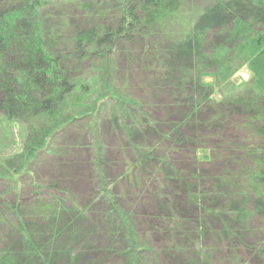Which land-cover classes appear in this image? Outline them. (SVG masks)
Masks as SVG:
<instances>
[{"label":"trees","instance_id":"16d2710c","mask_svg":"<svg viewBox=\"0 0 264 264\" xmlns=\"http://www.w3.org/2000/svg\"><path fill=\"white\" fill-rule=\"evenodd\" d=\"M194 1L0 0V111L8 121L24 122L28 132L22 154L4 162L0 160V181L16 185L22 174L20 171L30 166L41 152L53 153L51 142L54 138L76 124L83 130L86 126L96 127L105 111L110 112L114 124L118 125L117 121L123 125L129 123L123 127V136L127 138V153L131 155L127 159V153L122 150L123 166L114 170L103 143L95 138L93 145H88L96 156L90 157L92 161L87 166L86 177L96 179L106 203H110L112 184L130 185L141 193L149 187L153 192L162 191L163 195L171 182L166 174L175 175L178 180L185 179L170 159L180 143L183 146L188 142L194 144L197 165L211 162L220 148L201 146L203 140L199 142V116L204 104L255 107L264 91L257 90L260 94L256 91L250 101L242 96L220 100L221 84L227 83L240 67L233 69L225 62L211 63L205 56L204 37L215 29L227 33L230 41L238 39L242 65H248L261 82V88L264 87V0H208L197 16L192 12L191 2ZM68 12L72 14L70 24L62 19ZM162 39L171 44L168 51L161 48L148 51L154 46L153 41ZM137 44L141 46L140 54L137 58L129 53L133 58L130 60L144 62L142 68L144 66L153 79L159 76L155 68H160L158 62L163 53L167 54L164 57L168 59L161 66L167 70L160 77L173 88L164 86L159 80L158 89L169 94L168 102L179 107V113L157 117L154 111L141 109L137 99L126 95L129 82H132L130 62L125 68V84L122 87L116 84L113 76L117 50L122 45ZM152 56L155 62L150 60ZM171 59L183 62H170ZM209 63L216 67L214 73L208 74L206 64ZM207 76L214 78L210 85L205 83ZM139 85L141 89L146 88L142 79ZM33 96L37 98V107L33 106ZM20 97L25 99L19 100ZM249 114L234 124L246 136L245 141L231 142L226 150L219 152L227 154L229 162L237 158L238 168L213 178L215 188L208 182L210 188L205 189L206 193L196 189L191 194L199 210L192 220L196 235L206 237V232L221 226L223 235H216H219V242L228 247L225 256L228 264H252L255 256L264 259V108ZM220 117L214 121L221 123L211 122L212 127L225 122V117ZM145 125L152 136L144 137ZM138 137L142 142L137 141ZM161 180L165 182V189L158 188ZM59 189L58 184L49 185L50 203L42 207L39 201L37 207L41 213L33 214L29 221L24 217L21 202L16 200L14 205L8 206L7 209L16 215L15 223L3 213L0 197V223L18 231L13 232L16 236L12 240L9 236V244L0 246V264H57L63 257L76 263L83 251L89 250L77 239H83L80 224L88 218L92 202L88 205L76 203L74 196L68 195L70 193L61 198ZM251 212L260 218L262 227V238L254 243L247 242L244 237L249 231L244 218ZM127 215L112 204L102 214L99 224H109L108 236L111 244L116 245L118 255L128 259L129 264H143L145 248L138 247L135 237L133 239V224ZM165 221L173 223L176 233L178 228L184 227V220L174 215ZM42 230L43 237L39 235ZM68 232L72 237L65 241L62 238ZM227 233L230 240L225 241ZM124 238L127 240L119 248L117 242L121 243ZM238 246L244 247L251 257L242 260ZM201 249L195 255L196 264H205L210 256L207 246L203 244ZM91 259L89 255L88 264L94 263Z\"/></svg>","mask_w":264,"mask_h":264},{"label":"rangeland","instance_id":"374dc122","mask_svg":"<svg viewBox=\"0 0 264 264\" xmlns=\"http://www.w3.org/2000/svg\"><path fill=\"white\" fill-rule=\"evenodd\" d=\"M207 3L208 0H195L191 2V6L194 8V11H192L194 16L200 15ZM71 17L72 14L68 12L63 15L62 19L67 20L70 24ZM204 25H206V22H204ZM65 26L66 24L62 27L64 28ZM203 30L200 29L201 32H204ZM237 40L230 41L227 33H219V31L216 32L214 29L204 37L203 44H205L207 54L205 56L211 60V63L216 62L218 64V62H222L223 64L225 62L226 65L231 66L233 69L240 67L227 83L221 84L220 100H223L225 97L242 96L244 99L250 101L253 94L257 90L264 91V87L261 88V82L254 77L252 71L248 69V65H242ZM148 44L146 43L147 46ZM153 44L154 46L151 44L152 47L148 51L153 52L158 49L160 50V48L168 51L171 47L167 39H162L159 42L153 41ZM140 51L141 46L138 44L132 47L122 45L117 50V60H115L116 72L113 76L116 84L120 87L125 84V68L127 63L130 62V65H132V82L128 81L131 84L126 95L137 99L141 105V109L154 111L157 117H165L166 113H179L180 108L176 107L174 103L170 104L168 102L169 94L166 95L158 89L159 80L163 82L164 86L172 87L160 77V74L163 71L165 73L167 70L166 67L161 68L168 59L164 57L167 54L163 53V57L158 62L160 68H155L156 71H159V76L153 79L150 73L145 71V67L143 66L142 68L144 62H131L130 60L133 58L129 53L138 58ZM150 60L155 62V56H152ZM170 62H183V60L171 59ZM211 63L206 64L208 74L214 73V69L216 68ZM141 79L146 83V88L144 89H141V85H139ZM204 80L205 83L210 85L213 83L214 78L207 76ZM53 83H56V81H53ZM256 93L260 94V91ZM28 95L32 96L33 93H29ZM196 98H199V96H196ZM18 99L24 100L25 97ZM33 99V102H35L33 106L37 107L38 101H35L37 99L36 96H33ZM4 101L6 102V100ZM234 108L230 103L222 106L214 103H205L200 111L199 119L201 120V124L199 123L200 127L198 130L201 132L199 142L203 140L201 146L220 148L217 150L214 159L213 156L211 157V162H203L197 165L194 160V144L188 142L183 146L180 143V146L172 152V158L170 159L173 161L174 167L177 168L185 179L180 177L181 180H178L175 175H171L173 177H170L166 174V177L168 176L171 182L166 185V192L163 195L162 191L157 190L153 192L149 187L146 190L143 189L144 191L141 193L140 190L138 191L130 185L112 184L110 185V203L105 202L107 199L104 194L100 193L96 179L93 178L92 180L86 177L88 172L87 166L92 161L90 157L94 158L96 156V153L88 145H93L92 143L97 138L107 148L109 154L107 156L114 164V170H117V168L121 169L123 166L122 153H124L122 150H125L127 153L129 145L126 143V136H123V127L129 123L125 122L123 125L117 121L118 125H116L113 123V117L110 115V112L105 111L101 114L96 127L86 126L84 131L76 124L52 140L51 144L54 145L53 153L41 152L30 166L26 167L27 170L20 171V174H22L18 180L19 183L15 185L9 181H0L1 203L5 209L3 213L7 215L10 221L15 223L16 215L10 212L7 207L14 205V202L18 200V202H21V208L24 209V217L28 221L31 220L32 215L38 212L37 203L39 201L42 202L40 203L42 207H46L45 203H50L49 185L58 184L60 187L58 191L59 197L65 198L70 193L68 195L74 196V202L79 203L80 201L82 205H88L89 202H92V205L87 216L88 218L80 224L83 227L81 228L83 239L81 240V237L77 239V242L81 241V246H88L89 250L83 251V255L76 260V263L66 261L65 257H63L58 260L57 264H88L90 260H87V257L89 255L94 262L93 264H129L128 259H124L118 255L116 245L113 246L111 244L112 241L108 236L107 227L109 224L104 223L102 226L99 224L102 214L112 204L117 206L123 215L129 214L127 216H130L133 224V239L135 237L138 247L145 248V253L142 256L144 258L143 264H196L195 255L199 254V250H202L203 244L209 248L210 255L207 257L205 264H228V259L225 257L228 247L224 245L225 243H220L217 238L219 235H216L219 233L223 235V232L220 230L221 226L210 233L206 232V237L202 236L199 238L196 235V226L192 220L196 218V215L198 216L199 210H197V205L192 202L193 198L191 194L196 189L206 193L205 189L210 188L208 182H212V188H215L213 178L225 173L226 170L238 168V164L236 163L237 158H233L229 162V156L219 152L226 150L232 144L231 142L238 144L245 141L246 136L238 127L234 126L235 121L243 115H250L249 113L256 111L257 108L259 110L263 109L264 95L259 105L255 107L252 105H242ZM221 115L225 117V122L212 127L211 122L215 124L217 122L221 123L218 120L217 122L214 121L216 117H220ZM143 129H145L144 137L152 136L146 125ZM209 132L210 135L208 134ZM186 133H188V130ZM27 138V125L18 120L8 121L6 115L0 111V160L4 162L10 157L14 158L16 155L22 154ZM141 139L138 137L137 141ZM143 140L146 141V138ZM64 146H66L65 150L63 149ZM226 155L227 160H225ZM126 156L127 159L131 157L129 153ZM161 176L164 177L162 173ZM197 178H200V181ZM164 184V180L159 181L158 188L165 189ZM208 197H211V195ZM173 215L178 219L184 220V227L178 228V233L175 232L172 222L165 221L167 217L171 219ZM182 215L183 217H181ZM244 224L249 227V231L244 236L247 242L254 243L262 238L261 220L256 213L251 212L250 215H247L244 218ZM14 231L18 233L16 228L0 223V246L9 244L13 237L16 236L13 234ZM43 231L39 233L42 237L44 236ZM125 234L130 236L128 233ZM9 236L12 237L11 240H9ZM71 237L72 233L68 232L62 239L68 241ZM228 239L230 240V237L227 233L226 240H224L227 241ZM124 240H127V238H124L121 243L117 242L119 248H122L125 244ZM244 240L242 237L241 242L243 243ZM80 245L78 250L81 249ZM109 247H112V249L105 251ZM238 248L242 260L245 261V258L251 257V254H248L244 247L238 246ZM251 263L264 264V259L255 256ZM229 264L231 263L229 262Z\"/></svg>","mask_w":264,"mask_h":264}]
</instances>
